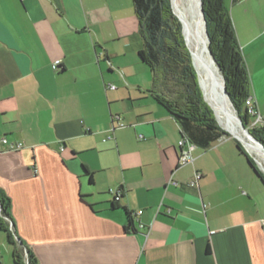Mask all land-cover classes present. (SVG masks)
Listing matches in <instances>:
<instances>
[{
	"label": "crops",
	"instance_id": "crops-1",
	"mask_svg": "<svg viewBox=\"0 0 264 264\" xmlns=\"http://www.w3.org/2000/svg\"><path fill=\"white\" fill-rule=\"evenodd\" d=\"M224 4L264 126V0ZM141 47L132 0H0V191L16 242L0 230V264L14 248L23 264H264V184L228 139L179 165Z\"/></svg>",
	"mask_w": 264,
	"mask_h": 264
},
{
	"label": "trees",
	"instance_id": "trees-1",
	"mask_svg": "<svg viewBox=\"0 0 264 264\" xmlns=\"http://www.w3.org/2000/svg\"><path fill=\"white\" fill-rule=\"evenodd\" d=\"M202 3L209 49L224 75L226 91L244 127L264 147V126L249 128L250 118L244 101L250 95V82L229 11L224 0H202ZM132 5L142 40L138 56L152 73V97L176 122L180 138L185 136L196 148L208 149L227 134L216 125L212 110L203 101L190 52L185 46L184 33L172 9L171 0H132ZM236 145L256 173L252 159L239 144ZM83 169L92 182V174L85 167ZM259 175L264 184V177ZM115 205L113 201L112 207ZM124 211L128 219L127 230L133 229L132 213L126 209ZM3 217L10 219V201L0 191V230L6 233L14 247L16 242ZM19 256V250L14 248L15 264H23ZM27 260L29 264H37L28 253Z\"/></svg>",
	"mask_w": 264,
	"mask_h": 264
},
{
	"label": "bare ground",
	"instance_id": "bare-ground-1",
	"mask_svg": "<svg viewBox=\"0 0 264 264\" xmlns=\"http://www.w3.org/2000/svg\"><path fill=\"white\" fill-rule=\"evenodd\" d=\"M173 1H175L177 14L180 19L178 20L182 27V32L184 33V39L187 49L191 54L193 66L197 68L201 76V85L203 87L204 93L207 95L212 105L211 103L209 104L207 102L200 87L203 100L210 107L213 115L216 116L221 127H223L225 131L227 130L228 132H230V134L233 135L234 138L238 139L240 143H242L243 146L248 149L251 155L255 158L259 171H264V153L257 144H255L251 139L245 136V134L241 131L235 113L224 94L223 82L219 69L213 63L209 55L207 41L204 33V26L199 9L200 0ZM199 23L200 27L198 26ZM204 59H206L209 63V69L207 70L209 72L208 75L206 74V67H204L203 64ZM225 106L232 110L231 113L234 117V123L229 120L227 114L225 113Z\"/></svg>",
	"mask_w": 264,
	"mask_h": 264
},
{
	"label": "built area",
	"instance_id": "built-area-1",
	"mask_svg": "<svg viewBox=\"0 0 264 264\" xmlns=\"http://www.w3.org/2000/svg\"><path fill=\"white\" fill-rule=\"evenodd\" d=\"M233 1H239V0H233ZM53 69H57V65L52 66ZM110 89H114V86H109ZM244 107L246 108L247 115L249 118H252V121L250 122V128L256 127V126H262L261 117L258 112V109L255 104V100L253 96L249 95L245 101H244ZM114 120L117 122L115 126L111 127V132L114 131L116 128H123L125 127L123 123H121L119 120V117H115ZM2 144L7 145L8 150L10 151H19L22 149V145L19 143H9L6 139H2ZM177 147L179 149L178 154V162L180 166H186L193 163V157L192 152L196 148V146L190 142L187 137L183 136L179 139L177 142ZM62 150V148L60 149ZM201 178V175L199 173H195L194 175V181L190 184V186L194 187L197 185L198 180ZM173 185H177V183L171 181ZM109 194L113 196V201L118 202L120 200L121 194L119 190H109ZM141 211L137 212L136 216L141 215ZM135 215L132 213V218H134ZM4 220L8 223L9 228L11 227V223L7 217H3ZM139 229H143V225L139 223ZM25 264H27V257L25 255Z\"/></svg>",
	"mask_w": 264,
	"mask_h": 264
},
{
	"label": "rangeland",
	"instance_id": "rangeland-1",
	"mask_svg": "<svg viewBox=\"0 0 264 264\" xmlns=\"http://www.w3.org/2000/svg\"><path fill=\"white\" fill-rule=\"evenodd\" d=\"M171 6H172V9H173V11H174V14H175V16H176V18H177V20L179 19V16H178V14H177V8H176V6H175V1H173V0H171ZM180 20V19H179ZM178 20V21H179ZM199 27H200V23H199V25H198ZM188 50V49H187ZM190 52V51H189ZM126 63V59L125 60H120V59H118V60H115V64H118V63ZM203 64H204V67H206L205 69H206V74L208 75L209 74V72L207 71L208 69H209V63L207 62V60L206 59H204L203 60ZM112 66V68L113 69H115L116 67H115V65H111ZM192 67H193V65H192ZM194 68V71L196 70L197 71V73H198V78H199V83H200V87H201V90H202V92L204 93V90H203V87H202V85H201V76H200V74H199V72H198V70H197V68L194 66L193 67ZM116 70V69H115ZM123 72H125L124 71V69H123ZM126 75H127V73H126ZM206 76V75H205ZM115 82H114V84L117 86V88H118V93L119 94H125V92H126V90H125V88L121 85V83H119V82H117V80H114ZM199 86V85H198ZM200 89V88H199ZM201 92V91H200ZM202 95V94H201ZM204 96H205V98H206V100H208L209 101V103H211V101L208 99V97H207V95L204 93ZM126 100H127V98L126 97H124V99H123V102H119L118 103V105L116 106V110H118V112H119V115L124 119V123L125 124H128L127 123V119L125 118V116L127 115L128 116V114H126V111L128 110L127 108H128V106H127V104H126ZM204 101V100H203ZM205 102V101H204ZM206 103V102H205ZM211 105H212V103H211ZM213 107V106H212ZM214 109V108H213ZM231 109L230 108H228L227 106H225V113L227 114V116H228V118H229V120L232 122V123H234V117H233V115H232V113H231ZM214 119H215V123H216V125L223 131V132H225L227 135H223V136H221V139H228V140H231V142L230 143H235V144H239V146H240V148L245 152V149L243 148V146L241 145V143L240 142H238L235 138H234V136L233 135H231L230 134V132H228L227 130L225 131V129L223 128V127H221V125L219 124V121L217 120V118H216V116H214ZM252 121V118L250 119V122ZM249 128H250V124H249ZM108 131H111V125L108 127ZM116 130V134L118 135V137L120 138V139H122L123 141H126L127 140V137H128V133H126V130H123L122 128H116L115 129ZM246 136V135H245ZM107 137V135L105 134V135H103V138H106ZM104 146H106V145H104L103 144V150H104ZM259 147V146H258ZM246 148V147H245ZM260 148V147H259ZM247 149V148H246ZM261 149V148H260ZM248 150V149H247ZM264 153V152H263ZM105 153H103V155H104ZM250 158H252L251 156H249ZM254 158V157H253ZM255 159V158H254ZM257 163V162H256ZM262 170V169H261ZM263 171V170H262ZM262 171H259V169H258V172L264 177V171L262 172ZM257 175V174H256ZM98 177H103V173H101V174H98L97 175ZM102 188H103V186H96L95 185V187H93L92 189L94 190V196L95 197H97V198H101V199H103V197H107V198H109L110 196L109 195H103L104 193H101L102 192ZM108 191H106L105 193H107Z\"/></svg>",
	"mask_w": 264,
	"mask_h": 264
},
{
	"label": "water",
	"instance_id": "water-1",
	"mask_svg": "<svg viewBox=\"0 0 264 264\" xmlns=\"http://www.w3.org/2000/svg\"><path fill=\"white\" fill-rule=\"evenodd\" d=\"M199 9H200V13H201V17H202V22H203V26H204V33H205V37H206V41H207L208 52H209V55H210V57H211L213 63H214V64L217 66V68L219 69V66H218V64L216 63V61H215V59H214V57H213V55H212V52H211V50L209 49V38H208L207 31H206V21H205V16H204V12H203V3H202V0H200V6H199ZM184 42H185V39H184ZM185 46H186V43H185ZM186 47H187V46H186ZM190 56H191V54H190ZM191 63H192V65H193L192 58H191ZM193 67H194V66H193ZM195 72H196V70H195ZM219 72H220L221 77H222L224 94H225L226 98L228 99V101H229V103H230V105H231V107H232V109H233V111H234V113H235V116H236V119H237V121H238V123H239V127H240L241 131H242V132H243V133H244L249 139H251L255 144H257V145L261 148V150L264 152V147H263V145H262L259 141H257V140H256V139H255L250 133H249L248 129L245 128L244 125L242 124L241 118H240V116H239L237 110L235 109V107H234V105H233V103H232V101H231V99H230V97H229V95H228V93H227V91H226L224 75H223V73L221 72L220 69H219ZM196 76H197V82H198V85H199V88H200V83H199V78H198L197 72H196ZM235 139H236V138H235ZM236 140H237L238 142H240L238 139H236ZM241 145L243 146L242 143H241ZM243 148L245 149V153H246L248 156H251V157H252L251 153H250V152H249L244 146H243ZM251 159H252V161H253V163H254V168H255V170H256V173H257V175L260 177L259 172H258V168H257L256 161H255V159H254L253 157H252ZM10 229L13 230V226H12V225H11ZM16 240H17V239H16ZM27 264H29V263H28V260H27Z\"/></svg>",
	"mask_w": 264,
	"mask_h": 264
}]
</instances>
